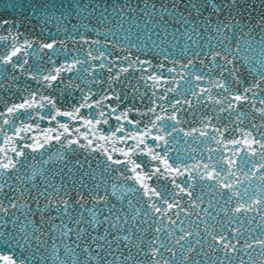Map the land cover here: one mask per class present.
<instances>
[{"label": "snow or ice", "instance_id": "snow-or-ice-1", "mask_svg": "<svg viewBox=\"0 0 264 264\" xmlns=\"http://www.w3.org/2000/svg\"><path fill=\"white\" fill-rule=\"evenodd\" d=\"M225 2L227 8L218 4L216 0H203L202 4L193 3L191 7L196 10L197 16L200 15L201 7H208L213 13L227 11L229 20L238 24L231 16L230 11L235 0H225ZM175 5L176 0H173L172 9L166 12L174 20L177 12ZM161 18L163 19V17ZM52 19H56V17L53 16ZM85 19H89L91 22V14ZM186 20V17L180 15L181 23H185ZM8 23L7 20L0 19V91L10 90L13 82L19 79L16 75L19 72L21 75H27L29 79L35 80L40 88L54 89L58 87L57 82H59L64 85L62 91L69 95L78 91L80 99L68 110H64L57 107V101L52 96L41 93L40 88L35 90L25 88L22 91L17 88V92L23 97L21 102L4 104L3 108H0V137H3L0 144H9L10 146L9 148L0 147V215L8 213L9 209H24L26 213L38 215L41 225L50 224L58 218L60 224L57 225V231L62 236L69 232L73 233L78 241L77 247L80 246V242H92L87 243L82 251L88 254L89 260L95 258L97 264H129L130 260L133 264H173L177 251L181 253L177 264H201L192 255L193 253L200 255L201 252L207 258L204 264H208V261H211V264H231L234 255L242 251L251 255L246 250L254 247L261 249L258 256L264 255V239L257 237L254 244L253 237L245 238L239 226L235 229L229 227L235 220H240L242 226L245 221L241 219V216L247 217L249 222L259 217L260 223L257 224V227L261 228V235H264V98L260 99L259 106L251 105L250 111L253 120L248 130L241 126L244 119L248 117L241 119L239 115L235 121H230L223 127L217 126L220 114L236 112L237 103L250 101L249 94L254 98L259 90V94L264 95V73L254 78L251 84L243 83L239 71L234 67H228L233 61L229 59L231 52L227 46L222 51H213L210 48L205 53L203 44L195 47L185 44L179 52L180 58L178 59L177 54L169 52L168 49H160L157 52L159 45L152 41L151 32L146 34V40H140L138 44L121 43V40H128L127 35L120 38L111 29L107 32L100 31L99 27L89 28L81 21L80 27L73 26L71 33L67 29H63L65 33L63 39H57L62 31L58 22L56 35L52 37L51 42H42L38 47H34L36 42L31 39H23V34L19 33L14 25L6 29L5 25ZM201 23L206 25L208 21L205 19L194 24L191 32L186 30L184 33L189 40H193L194 44V34ZM97 24L103 26L104 20H98ZM185 27L187 28L186 24ZM225 29L226 24L217 23L216 31L218 33ZM89 32L92 33V36L88 35ZM110 34L113 37L111 41L109 40ZM93 37H102V39ZM173 37L175 39L174 33ZM261 41H264V36H261ZM69 43L73 45L75 53H83V55H71L70 63L67 62L68 57L65 56V61L57 64L56 58L68 51ZM149 44L152 45L151 49H149ZM44 49L48 50L46 55L52 68L47 71V74L32 73L25 67L29 65V57L43 52ZM133 49H136V53H133ZM116 51L121 52L122 55L110 59L109 57L114 56ZM161 53H163V60H157L154 63V59ZM149 56H152L153 59H149ZM207 57H211V60L208 61ZM219 59H222L224 64H220ZM197 63L203 65L198 71L196 70ZM168 64L171 66H166ZM205 68L208 69V72L214 71L215 68L221 69L218 73L221 79L210 81L212 88L221 90L220 98L209 95V100L219 107L212 109L215 113L214 116L205 113L200 117L201 128L184 131L183 128L177 127V125L187 123L182 113L186 109L195 108L194 102L187 97L191 95L199 102L212 90V88L200 87L207 76ZM186 69H192V71L186 72ZM101 70L108 72L105 81H101L95 75ZM225 70L227 74H225ZM73 72L80 83L73 80L72 75H64ZM165 72L170 76L174 74L186 82L194 81L195 84L177 92L179 81L174 78L165 80L163 75ZM133 73L138 74V77L136 84H130L132 95L134 99L139 98L141 101L147 98L148 103L144 110L132 107L122 109L119 105L121 94L113 87V85L121 83L129 84L128 77ZM84 74L91 79L87 80L85 87H81V84L85 83ZM230 83L232 86H241L242 91L233 92ZM101 84H105L106 87L99 92H94L93 85ZM165 84L167 87H163ZM173 84H176V87H173ZM141 87L144 89L143 92L140 91ZM149 89L152 90L150 94ZM169 94H175V96L170 99ZM124 95L127 96L128 93L125 92ZM94 96L96 99H93ZM113 99L118 103H107ZM160 101L166 103H160ZM0 103L3 102L0 101ZM85 109L93 111L84 112ZM21 113L29 121H47L48 124H52L53 127L47 129L51 135L44 134L43 140L34 139L30 134L40 125L25 122L18 115ZM192 114L195 116V112ZM136 115L140 119L131 118ZM61 117L65 119H59ZM257 117L261 121L259 124L255 122ZM214 119L216 124L213 123ZM111 120H115L117 123L109 136L100 126L108 125ZM17 121H19L18 124ZM127 126H131L136 131H130ZM9 131L13 135L9 136ZM176 132H183L186 137L195 138L196 134L205 137L206 151L209 153L208 162L194 164H187L183 161L173 162L169 155L168 145L169 137H172ZM210 132L211 135H209ZM232 133H238L239 138H236ZM29 139H32L31 143L28 142ZM53 140L60 143L65 152H70L73 155L76 153V147H79L82 152L90 151L93 154L102 151L105 164L103 167L99 164L93 167L88 163L87 157L83 161L73 162L69 157L57 153L56 159L62 165L58 169V174L61 176L59 186L54 184L50 178H46L42 188L36 185H33L32 188H21L9 183L12 179L21 180L23 183L22 175L17 171V165L20 164L18 158L25 157L26 149L37 153ZM208 140L221 145L222 148L230 147L232 156L218 157L213 163L212 153L222 149L208 147ZM14 141L15 143H13ZM101 141L105 143L102 149L98 147ZM109 141L112 142L110 148L107 146ZM241 150L246 151L254 158L250 161L245 160L240 165L243 170L244 163L251 164L248 171L244 172L248 186L244 188L243 195L236 191L239 177L237 176L236 180L230 179V177L236 176L232 165L235 163L234 158ZM113 153H118V156H114ZM136 156H143L147 158L148 162L142 163L134 158ZM51 159L50 156L49 160ZM177 159L179 160L180 157ZM42 163H48V161H42ZM110 165H124L125 169L121 170V175L125 180H132L138 185L145 198L143 201L137 200V203L140 204L139 208H136L131 200L128 201L129 212L124 213L126 218L121 217L123 209L117 208L116 204L111 203L107 188L104 189L105 194H101L100 189L103 181L96 182L95 168H100L103 175L112 171ZM125 171L131 172L132 175H125ZM10 173L11 175H9ZM42 174L33 166L29 180ZM160 180L165 181L166 185H171L169 195H165V192L168 191L167 187L161 191L160 185L150 183ZM197 187L200 189L198 195L195 194ZM135 191L137 189H117L113 185L111 195L115 196L118 192L124 195L126 192ZM205 196L210 197L207 201L208 207L201 208ZM41 198H43V202ZM185 198H187L186 204L182 203ZM233 198H237L234 208L225 207L232 204ZM5 200H7V204L4 203ZM28 200L36 205L35 212ZM221 200H223V205L213 215L209 209L215 210L213 202L215 201V204L219 205ZM21 201L24 202L21 203ZM85 208L89 213L88 216H85L84 212L78 211V209ZM105 209L108 215H105ZM53 213H58V217H54ZM181 213L188 219H181ZM221 213L224 214L223 219L218 218ZM248 213L255 215L248 216ZM11 215L14 216L15 212H11ZM192 216H195L196 219H192ZM122 219L123 224L136 221L141 227L131 224L130 227L125 228L121 223ZM213 221L215 223H212ZM177 223L188 224L187 228H180L179 236L175 235L174 226ZM105 224L110 226L103 228L102 226ZM165 224L172 227L166 228ZM201 224L204 225L203 233L199 231ZM144 225L147 227H143ZM153 228L154 231H151ZM36 232V228L29 232L21 226L16 232L9 234L11 239L5 237V241L18 246L23 242V245L28 246L31 251L30 242L33 239L37 241L38 246L40 243V237L36 235ZM93 232L96 235H92ZM121 232L132 233L136 239L132 240L129 235L116 234ZM225 232L229 234L226 235ZM141 233H150L151 239L145 241ZM162 233L166 235L162 236ZM193 233L199 237L194 242L195 245H200L199 250L188 239ZM0 236H4V234H0ZM109 236L112 239H109ZM242 240L243 246L238 248L237 245L241 244ZM205 244L207 251L204 250ZM177 246L179 247L177 248ZM125 249H127L126 252ZM217 250L223 253L224 259L211 255ZM164 252L169 253L171 259L166 257ZM109 256L113 258L109 260ZM239 259L240 264H245L242 256ZM0 264H17V260L12 255L0 252ZM20 264H23V260L20 261Z\"/></svg>", "mask_w": 264, "mask_h": 264}, {"label": "water", "instance_id": "water-1", "mask_svg": "<svg viewBox=\"0 0 264 264\" xmlns=\"http://www.w3.org/2000/svg\"><path fill=\"white\" fill-rule=\"evenodd\" d=\"M218 4H221L225 8H227V4L225 0H216ZM197 3L202 4L203 0H176V18L175 20L166 14L167 11H170L173 7V0H0V19L7 20L9 23L5 25V28H11L13 25L15 29L19 31V33L23 34V39H31L36 42L34 47H38V45L42 42H51L52 37L56 35V28L59 22V26L62 31L60 32L57 39H63L65 33L63 29H67L69 33H71L73 26L77 28L80 27V22L82 21L89 28L99 27L100 31L107 32L111 29L117 37L128 36V40H121V43H139L140 40H146V34L148 32L152 33V41L156 42L159 45V48L156 50L159 52L160 49H168L169 52H175L177 54V58L179 59V52L182 50L185 44L198 46L205 45L204 52L207 53L210 48L213 51H222L225 46L228 47L231 52V56L229 59L233 61L231 65L228 67L236 68L240 73V79L243 83L251 84L253 79L259 76L261 73H264V41H261V36H264V0H235V3L231 7V16L235 18L237 23H233V21L229 20L228 12L222 11L219 13H213L212 10L208 7H201L200 15L197 16L196 10L191 7V4ZM164 9V11H162ZM91 14V22L89 19H85L86 16ZM180 15H183L187 18L185 23L180 22ZM55 16L56 19H52ZM106 17V19H104ZM163 17V19L161 18ZM104 20V25L99 26L97 24L98 20ZM207 19L208 23L205 25L203 23L200 24V27L197 28V32L194 34L195 44L193 40H189L186 35H184L185 31L191 32V29L194 24L199 23L202 20ZM47 21V23H46ZM217 23L226 24V29L221 32L216 31ZM187 25V28L185 27ZM158 33V35H157ZM173 33L175 34V39L173 37ZM89 36H92V33H88ZM139 37V39H138ZM227 37V39H225ZM94 39H102V37H93ZM113 37L109 36V40L111 41ZM161 41H163L161 43ZM223 41V43H221ZM7 43V42H5ZM172 46V47H170ZM212 46H215L214 48ZM152 45L149 44V49H151ZM133 53H136V49L132 50ZM47 49H44L43 52L38 53L35 56L29 57V65L25 66L30 69L32 73H43L47 74V71L52 68V65L48 63ZM83 55V53H75L73 51V45L71 43L68 44V51L63 55H60L56 58L57 64L65 61V56L68 57L67 62H71V55ZM122 55L121 52L116 51L114 56L109 57L110 59H114L115 56ZM149 59H153L152 56L148 57ZM204 58V57H202ZM157 60H163V53H161L156 59H154V63ZM207 60L210 61L211 57H207ZM220 64H224L222 59H219ZM166 66H171L170 64ZM80 67V66H77ZM203 65L199 63L196 64V70L198 71L202 68ZM186 72L192 71V69H186ZM205 73H207L205 82L200 85L201 88H212L210 81L212 79L220 80L221 76L218 74L221 69L215 68L214 71L208 72V69H204ZM225 74H227L225 70ZM19 77L18 80L13 82V86L10 90L0 91V108H3L4 104H11L12 102L19 103L23 99L19 92H17V88L21 91L25 88L30 90H35L40 88V85L36 83L35 80L29 79L27 75H21L19 72L16 73ZM65 76L72 75L73 80H77V83L80 81L77 79L75 72L68 74L65 73ZM96 76L99 77L101 81H105L108 77V72L106 70H101L98 73H95ZM165 80H172L173 78L179 81V87H177V92L187 89L190 86L195 84L194 81L186 82V80L181 79L174 74L170 76L167 72L164 74ZM138 74L133 73L128 77L129 84L121 83L119 85H113L115 90L121 94V100L119 101V105L122 109H126L129 107L132 108H140L141 110L145 109V106L148 103L147 98L141 101L139 98L134 99L132 95V90L130 88V84H136ZM85 83L81 84V87H85L87 80L91 79L84 74ZM123 79V77H122ZM8 83V81H5ZM58 87L54 89L48 88H40L41 93L45 95L52 96L57 101V107L62 108L64 110H68L74 103L79 102L80 96L79 92H73L71 95L67 94V92L62 91L64 88L63 84L57 82ZM230 86L231 83H230ZM105 84H101L99 86L93 85V91L99 92L101 89L105 88ZM163 87H167V85H163ZM173 87H176V84H173ZM233 92L242 91L241 86H232ZM140 91L143 92V87L140 88ZM152 90L149 89V94ZM199 91V89H197ZM127 92L128 95L125 96L124 93ZM258 94L252 98L251 94L249 102L237 103V110L231 114L229 113H221L218 127H223L227 125L230 121H235L237 115L240 116L241 119L244 117H248L244 119L242 127L246 130L250 128V124L253 120L252 112L250 111L251 105L256 104L259 106L260 99L264 98V95L259 94V90H257ZM221 90L212 88L209 94H206L201 101L197 102L196 98L189 95L187 98L192 100L195 104L194 109H186L182 115L187 123L177 125L179 128H183L184 131H188L192 128H201V124L199 123V119L205 113L209 116H214L215 113L212 111L214 108H218V105H215L213 101L209 100V95L214 98H220ZM175 94H169L170 99H172ZM93 99H96L94 96ZM108 104H116L117 101L109 100ZM160 103H166L164 101H160ZM91 109H85L84 112H92ZM195 112V116L192 114ZM83 114V113H82ZM21 118L28 123L39 124L40 127L34 129V131L30 134L34 139L43 140L44 134L51 135V133L47 132V129L52 128V124H48L47 121H29L26 116L22 113L18 114ZM132 119H140L138 115L132 116ZM59 119H65L63 117ZM256 123H261L258 117L256 118ZM19 121H17V124ZM71 123V122H69ZM117 121L111 120L108 125H101L100 128L104 131L106 135H111L113 127L116 125ZM213 123L216 124V120H213ZM129 127L130 131H136V129ZM8 135L11 136L13 133L11 131L8 132ZM211 135V132L209 133ZM228 135V134H226ZM236 138H239L238 133H232ZM75 138V137H73ZM3 137H0L2 140ZM169 155L171 160L176 163H180L183 161L187 164H194L197 162H208L209 153L206 151V138L201 137L198 134L195 135V138L192 136H184L183 132H176L172 137H169ZM29 143L32 142V139L28 140ZM15 143V141L13 142ZM118 143V142H117ZM112 142H108V147L110 148ZM105 143L103 141L98 145L99 148H103ZM207 146L211 148H221V151H217L212 153L213 163H215L218 157L228 158L232 156V152L229 148H222L221 145L215 144V142L208 140ZM0 147L9 148V144H0ZM76 147V146H73ZM25 157L18 158L20 160V164L17 165V171H19L23 178V183L21 180L12 179L9 181L11 184H15L21 188L27 187L32 188L33 185L42 188L44 183L46 182V178H50L54 184L59 186V181L61 179L60 174H58V169L62 166L61 162L56 159V154L60 153L70 158L71 161H83L85 157L88 158V163L95 167L96 164H99L101 167L105 164V157L102 151L93 154L92 152H82L79 147H76V153L73 155L70 152H65L64 148L60 143L55 142L54 140L47 144L40 152L33 153L30 149L25 150ZM11 155V152H9ZM114 156H118V153H113ZM52 157L49 160V157ZM35 157V159H33ZM177 157H180L178 160ZM122 159H127L126 157H121ZM138 161L142 163H147V158L143 156L134 157ZM235 163L232 165V170L236 173V176L230 177L232 180H236V177H239L236 183V191L243 195V190L248 186V181L244 177V172L248 171L251 167L250 163H244L243 170H241L240 165L245 160L254 159L244 150H241L237 156L234 158ZM48 161V163H42V161ZM33 166L36 167L43 174L38 175L36 177L31 176V169ZM71 166V163L68 165ZM87 167V165H85ZM112 171L107 172L105 174H101L100 168H95L96 174V182L103 181L100 192L104 193V189L107 188L108 196L111 203L116 204L117 208H122L123 212H121V217H124V213L129 212L128 201L131 200L132 204L139 208L140 204L137 203V200L143 201L145 199L142 195V190H139V186L136 185L132 180H125L121 175V170L125 169L124 165H110ZM218 167H220L218 165ZM226 167V166H225ZM150 170V169H149ZM54 173H57L54 175ZM11 175V173L9 174ZM125 175L131 176V172L125 171ZM150 183L160 185V190L164 191L165 187H167L168 191L165 192V195H169L171 192V185L167 184L163 180L160 181H152ZM115 185L117 189L120 188H133L137 189L135 192H126L124 195L117 193V195L113 196L112 187ZM200 194V189L197 187L196 193ZM251 194V193H249ZM210 197L205 196L204 203L200 206L201 208H207V201ZM27 199V197H26ZM237 198H233V202L230 205H226L225 207L234 208ZM43 202V198H41ZM24 201H21L23 203ZM7 204V200L4 201ZM28 203L31 205L33 212L36 210V205L28 200ZM182 203H187V198ZM214 203V209H209V211L215 215V211L219 210V207L223 205V200L220 201V204L217 205ZM91 207V205H88ZM15 212V215L12 216L11 212ZM78 211L84 212L85 216H88L89 213L87 208L78 209ZM199 211V209H197ZM58 213H53L54 217H58ZM105 215H108L107 210L105 209ZM203 215V213H201ZM254 213H248V216H253ZM17 218H19L17 220ZM142 218V217H141ZM192 219H196L195 216L191 217ZM219 219L224 218V214L221 213ZM47 219V217H45ZM181 219L187 220L183 213H181ZM241 219L244 220V224L240 225V220H235L233 223L229 225L230 228L235 229L236 227H240V231L244 233L245 238L251 236L253 237V243L255 244V238L259 237L260 239H264V235H261V228L257 227V224L260 223L259 217L255 220L248 221L247 217L241 216ZM123 224V219L121 220ZM212 223H215L213 221ZM60 224V220L56 218L54 222H50V224L41 225L40 217L38 215H33L32 213H26L24 209H9L8 213L4 215H0V234H4V236H0V252L4 254L12 255L14 259L17 260V264H20V261L23 260V264H97L95 258L92 260L88 259V254L82 251L83 247L87 245V243H92L91 241L80 242V246L77 247V239L73 235V233L69 232L67 235H61L59 231H57V225ZM131 224H135L136 227H141V225L132 221L130 224H123L125 228L131 226ZM21 226L25 229L31 230L33 228L37 229L36 235L40 237L39 246L37 241L33 239L31 244V251L28 249V246H24L23 242L18 246L15 243L8 244L5 241V237L7 239H11L10 233L16 232ZM110 225L105 224L102 227L107 228ZM86 227V225H85ZM143 227H147L144 225ZM166 228H171L172 226L165 224ZM175 235L179 236L181 227H188V224L180 225L177 223L175 226ZM219 227V225H216ZM204 225L201 224L199 231L203 233ZM154 231V228L151 230ZM115 232V229H113ZM102 234V233H101ZM117 235L131 236L132 240L136 239V236L129 232H121L116 233ZM228 235V232H225ZM92 235H96L95 232ZM144 236L145 241L151 239L150 233H141ZM166 235L164 233L161 234ZM109 239H112L109 236ZM190 241L193 243L199 239L193 233L192 236L188 237ZM210 240V238H209ZM102 242V241H101ZM183 243V242H182ZM203 244V241L201 242ZM197 249H200V245H195ZM243 246V240L241 244L237 245L238 248ZM95 247V246H94ZM179 246H177L178 248ZM204 250L207 251V245H204ZM127 249H125V252ZM163 251V250H161ZM135 252V249H133ZM247 253L251 255L245 254V252H239L234 255L231 264H240L239 257H243L245 264H264V255L258 256L257 254L261 252L259 247H254L252 249H247ZM164 255L171 259L169 253L164 252ZM196 260H199L201 264H204L207 258L201 252L200 255L192 254ZM213 256H218L221 259H224V255L222 252L217 250L215 253H211ZM181 253L177 251L176 260L173 261V264H177L180 260ZM78 257V259H77ZM113 257L109 256L108 259L111 260ZM129 264H133L130 260ZM208 264H211V261H208Z\"/></svg>", "mask_w": 264, "mask_h": 264}]
</instances>
